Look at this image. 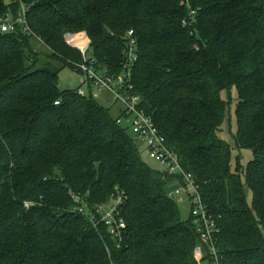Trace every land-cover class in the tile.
Returning a JSON list of instances; mask_svg holds the SVG:
<instances>
[{
	"label": "trees",
	"instance_id": "16d2710c",
	"mask_svg": "<svg viewBox=\"0 0 264 264\" xmlns=\"http://www.w3.org/2000/svg\"><path fill=\"white\" fill-rule=\"evenodd\" d=\"M20 3L32 35L0 33V264H199L165 191L179 180L142 162L110 109L58 88L81 63L66 33H84L97 67L118 74L129 31L134 93L204 199L219 264H264V0H0V18ZM242 149L244 171L231 164ZM116 196L120 244L96 214ZM200 262L212 263L206 248Z\"/></svg>",
	"mask_w": 264,
	"mask_h": 264
},
{
	"label": "built area",
	"instance_id": "2783aa9c",
	"mask_svg": "<svg viewBox=\"0 0 264 264\" xmlns=\"http://www.w3.org/2000/svg\"><path fill=\"white\" fill-rule=\"evenodd\" d=\"M6 3L13 5L16 0H8ZM27 12L28 8L20 3L16 14L6 13L0 18V33L9 34L19 29L23 33L32 35V31H30L27 24ZM133 36V32L129 31L122 51L124 62L118 74H109L106 69L97 67L95 60L89 56L90 41L84 33H66L63 39L66 45L77 50L81 55V63L77 68L79 74L83 76L82 85L108 92L118 107V116L115 117L116 124L126 125L135 140L139 141L155 161L164 167L163 172L178 179L183 186V190H176L174 195L186 194L188 199L190 206L189 219L198 238V245L194 249L195 259L201 264L200 261L206 248L212 259L211 264H219L213 242L214 222L208 214L204 199L192 177L185 174L180 168L176 154L167 148L164 136L158 132L151 117L144 113L141 108L142 100L140 96L134 93L132 69L137 60L138 50ZM76 93L80 97H87L82 89H78ZM54 105H58V102H55ZM120 203H122V197L116 196L96 211L99 216V223L107 229L109 235L118 244L121 243L126 229V225L120 216ZM25 205L27 206V204ZM78 211L82 212L81 209H78ZM91 220L94 223L93 218ZM93 225L96 226V223Z\"/></svg>",
	"mask_w": 264,
	"mask_h": 264
},
{
	"label": "rangeland",
	"instance_id": "374dc122",
	"mask_svg": "<svg viewBox=\"0 0 264 264\" xmlns=\"http://www.w3.org/2000/svg\"><path fill=\"white\" fill-rule=\"evenodd\" d=\"M4 2H8V0H4ZM83 76L68 69L64 68L58 74V88L62 91L64 90H75L82 89L84 94L91 96L92 99L101 105L104 108L110 109L111 116L113 118L118 116V107L114 103L113 98L108 92L99 91L95 87H85L82 85ZM221 97L225 100H228L229 106L228 110L225 114L224 123L222 125L221 138L224 142L232 145V134L235 133L236 130V122H235V104H236V92L234 90L228 95L226 92L221 93ZM129 135L131 133L128 131ZM140 158L142 162L146 164L147 167L157 170L163 171L164 167L160 165L155 159L145 150L144 146L139 141H134ZM252 159L251 150L242 149V150H233L232 151V168L239 167L242 171L245 170L248 163ZM178 190H183V186L176 180L169 181L166 185V195L171 198L176 206L179 209L180 217L182 220H188L190 218V206L188 203V199L186 194L184 195H174V192ZM248 203L251 204V196H248ZM201 264H207L206 262H202Z\"/></svg>",
	"mask_w": 264,
	"mask_h": 264
}]
</instances>
